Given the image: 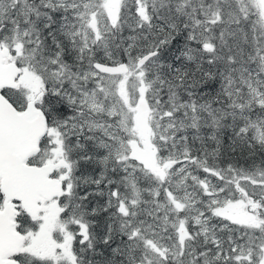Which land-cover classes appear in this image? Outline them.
Returning a JSON list of instances; mask_svg holds the SVG:
<instances>
[{
	"label": "snow or ice",
	"instance_id": "6c2138e0",
	"mask_svg": "<svg viewBox=\"0 0 264 264\" xmlns=\"http://www.w3.org/2000/svg\"><path fill=\"white\" fill-rule=\"evenodd\" d=\"M0 264H264V0H0Z\"/></svg>",
	"mask_w": 264,
	"mask_h": 264
}]
</instances>
